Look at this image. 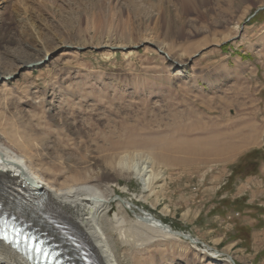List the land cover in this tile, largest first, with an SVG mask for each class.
I'll return each instance as SVG.
<instances>
[{
    "label": "rangeland",
    "instance_id": "1",
    "mask_svg": "<svg viewBox=\"0 0 264 264\" xmlns=\"http://www.w3.org/2000/svg\"><path fill=\"white\" fill-rule=\"evenodd\" d=\"M263 6L0 0V77L17 76L0 85L9 88L0 92V139H29L55 187L101 180L113 198L104 225L123 217L110 232L120 264H264V161L255 174L237 168L264 151V10L251 17ZM32 58L42 63L27 67ZM122 159L153 163L149 191L123 176ZM134 210L202 244L160 237Z\"/></svg>",
    "mask_w": 264,
    "mask_h": 264
},
{
    "label": "bare ground",
    "instance_id": "2",
    "mask_svg": "<svg viewBox=\"0 0 264 264\" xmlns=\"http://www.w3.org/2000/svg\"><path fill=\"white\" fill-rule=\"evenodd\" d=\"M25 18L26 24H34L31 17ZM38 39L40 41L39 35ZM109 46H114V44ZM44 54L42 51L41 57ZM36 60L33 58L24 59L29 64ZM8 89V85H4L0 87V92H6ZM7 140L9 145L0 139L1 208L7 209L12 205L19 207L20 211L28 212L41 232H46L51 237L61 238L67 248H70L76 256L81 257L80 250L69 241L67 235H62V230L58 227L60 224L68 225L75 233L76 238L80 240V244L86 249L88 248L97 264H120L110 232L117 230L118 226L123 223V217L116 215L108 227L104 225L103 217L107 214L113 198L105 193L101 180L92 175L84 176L69 186L55 187L42 176L41 169L39 171L36 168L37 164L35 163L38 161L36 162V155L32 153L33 143L29 139L19 133H11L7 136ZM119 166L123 176L127 179L134 178L140 181L145 192L149 191L158 179L153 169L154 165L148 159L130 166H128L127 160L122 159ZM23 189H25L27 197L17 193ZM118 201L120 208L125 210L135 208V205L126 199ZM133 213L138 224L153 230L160 237L183 238L198 245V240L190 237L191 235L173 230L144 210H139V214L134 210ZM76 245L79 246V243ZM202 246L209 249L213 256L221 255L208 245L203 244ZM227 261L230 262L229 259ZM233 263L235 262L233 261ZM0 264L33 263L12 245L0 240Z\"/></svg>",
    "mask_w": 264,
    "mask_h": 264
},
{
    "label": "trees",
    "instance_id": "3",
    "mask_svg": "<svg viewBox=\"0 0 264 264\" xmlns=\"http://www.w3.org/2000/svg\"><path fill=\"white\" fill-rule=\"evenodd\" d=\"M259 161H264V151L255 150L251 154L247 155L243 161L238 165V172L246 170L248 167H252L247 175L255 174L259 167Z\"/></svg>",
    "mask_w": 264,
    "mask_h": 264
},
{
    "label": "water",
    "instance_id": "4",
    "mask_svg": "<svg viewBox=\"0 0 264 264\" xmlns=\"http://www.w3.org/2000/svg\"><path fill=\"white\" fill-rule=\"evenodd\" d=\"M262 10H264V6L258 8V9H256L255 12L252 14L251 17H254L255 15H257V14H258L260 11H262ZM242 28H243V27H242ZM223 44H225V42H224ZM110 49H111L112 51H117V50H119L120 48H118V47H110ZM156 49L158 50L159 53H161L163 56H165L167 59H169L168 55H167L164 51L160 50L159 48H156ZM41 63H42V61H37V62H34V63H30V64H28L27 67H36V66L40 65ZM175 64H176V63H175ZM176 65L181 66V65H179V64H176ZM16 77H17V76H14V77H12V76H9V77H2V76H1V77H0V85H1L5 80H13V79H15ZM51 264H55V261L53 260Z\"/></svg>",
    "mask_w": 264,
    "mask_h": 264
},
{
    "label": "snow or ice",
    "instance_id": "5",
    "mask_svg": "<svg viewBox=\"0 0 264 264\" xmlns=\"http://www.w3.org/2000/svg\"><path fill=\"white\" fill-rule=\"evenodd\" d=\"M0 240L7 241L9 243H16L15 237L11 241H9V237L4 231H0Z\"/></svg>",
    "mask_w": 264,
    "mask_h": 264
},
{
    "label": "crops",
    "instance_id": "6",
    "mask_svg": "<svg viewBox=\"0 0 264 264\" xmlns=\"http://www.w3.org/2000/svg\"><path fill=\"white\" fill-rule=\"evenodd\" d=\"M237 190H238V189H237ZM245 190H246V189H244V188H243V189H242V188H239V190H238V195H237V196H241V195H243L244 192H245ZM255 195H256V194H255ZM253 197H254L253 199H249V200H248L249 203L254 202V200H255L256 198H255V196H253ZM263 204H264V203H263ZM233 239H235V237H233ZM236 241H238V240L235 239V242H236Z\"/></svg>",
    "mask_w": 264,
    "mask_h": 264
},
{
    "label": "built area",
    "instance_id": "7",
    "mask_svg": "<svg viewBox=\"0 0 264 264\" xmlns=\"http://www.w3.org/2000/svg\"><path fill=\"white\" fill-rule=\"evenodd\" d=\"M198 245H200V242L198 241V243H197ZM203 247V246H202ZM209 252H211L209 249H207Z\"/></svg>",
    "mask_w": 264,
    "mask_h": 264
}]
</instances>
